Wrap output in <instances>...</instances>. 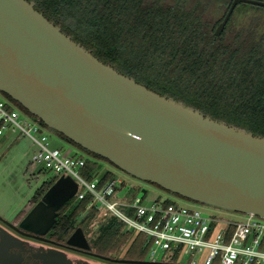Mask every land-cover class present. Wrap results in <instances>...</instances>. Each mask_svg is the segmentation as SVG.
Instances as JSON below:
<instances>
[{"label": "water", "instance_id": "1", "mask_svg": "<svg viewBox=\"0 0 264 264\" xmlns=\"http://www.w3.org/2000/svg\"><path fill=\"white\" fill-rule=\"evenodd\" d=\"M240 3L264 7L261 0H233L217 36ZM0 92L67 141L138 179L182 199L264 218V136L120 72L63 32L34 1L0 0ZM78 188L71 176L58 178L21 227L47 234ZM68 245L91 248L82 227Z\"/></svg>", "mask_w": 264, "mask_h": 264}, {"label": "trees", "instance_id": "2", "mask_svg": "<svg viewBox=\"0 0 264 264\" xmlns=\"http://www.w3.org/2000/svg\"><path fill=\"white\" fill-rule=\"evenodd\" d=\"M73 40L103 62L134 77L149 89L201 110L205 115L264 136V28L254 17L242 28L231 19L220 36L215 31L233 0H29ZM225 4L224 13L212 9ZM222 4V5H223ZM224 6V5H223ZM15 108L35 118L19 102L0 92ZM49 130L45 124H43ZM65 138L62 133L52 130ZM93 157L85 175L92 178L105 158L70 141ZM109 172L102 181L110 179ZM44 184L37 201L55 183ZM92 198L64 205L59 232L64 240L79 227L98 235L100 210L82 216ZM114 216L101 226L98 249L140 250L149 254L144 234L134 235ZM138 253V252H137Z\"/></svg>", "mask_w": 264, "mask_h": 264}, {"label": "built area", "instance_id": "3", "mask_svg": "<svg viewBox=\"0 0 264 264\" xmlns=\"http://www.w3.org/2000/svg\"><path fill=\"white\" fill-rule=\"evenodd\" d=\"M46 130L37 120L31 124L23 119L21 111L0 93V137L17 131L19 136L29 135L38 145L32 158L34 167L53 171L55 180L61 176L76 180L77 201L92 198L82 216L92 208H107L108 211L101 213V219L112 213L127 227L144 234L151 256L160 251L183 253L192 264H199L201 253L208 250L204 264H264V218L253 213L229 217L216 212L207 214L199 207L163 196L147 204L146 192L127 200L129 196L123 191L124 201H110L109 196L126 187L127 180L114 175L105 182L94 175L88 178L84 172L88 158L52 147Z\"/></svg>", "mask_w": 264, "mask_h": 264}, {"label": "rangeland", "instance_id": "4", "mask_svg": "<svg viewBox=\"0 0 264 264\" xmlns=\"http://www.w3.org/2000/svg\"><path fill=\"white\" fill-rule=\"evenodd\" d=\"M222 4H218L217 8L212 9L214 16H221L224 13L226 5L223 4V6ZM236 11L237 15L234 19L235 25L241 27L252 18L260 17V27L262 29L264 28L263 6L241 3ZM17 109L21 111L23 119H27L31 124L35 123L36 120L32 116H28L20 108ZM23 124L25 123L23 122ZM46 131L50 136L52 147H59L63 151H71L72 155H84L87 158L93 159L91 155L83 150H80L77 146L71 144L61 135L49 129ZM18 133V131L16 133L8 132L6 136L0 137V216L8 220H15L27 213L32 208V200L38 189L44 184V182H50L56 177V174L53 171H44L41 170L40 167L36 168L32 165V158L38 150V145L29 135L23 134L19 136ZM94 160L97 162L96 168L93 172L95 177L102 178L110 172L114 176L125 178L128 182L126 187L122 190H118L114 195L109 196L110 201H124L121 194L123 191H125L129 196L127 200H133L137 195L143 196L146 192L148 193L145 200L147 204H152L159 196H163L171 198L178 203L199 207L207 214L216 212L227 217L230 215H243V213L228 211L195 201L182 199L155 184L130 175L107 160L97 158ZM75 203L76 197H73L68 201L69 206H73ZM119 207L126 212L123 206L120 205ZM104 211H108L107 208L104 207L100 210V213H103ZM112 217L113 215L111 213V215L106 218H97V234L100 233L98 231H100L103 223L107 222L109 218ZM126 230L130 231L134 235L141 234L140 232L127 226ZM163 254L164 252L160 251L158 254L154 255V258L162 259ZM207 255L208 250H204L201 253V264L205 263Z\"/></svg>", "mask_w": 264, "mask_h": 264}, {"label": "flooded vegetation", "instance_id": "5", "mask_svg": "<svg viewBox=\"0 0 264 264\" xmlns=\"http://www.w3.org/2000/svg\"><path fill=\"white\" fill-rule=\"evenodd\" d=\"M240 4L234 9L228 23L231 19H235L236 10H238ZM235 27L239 28L238 25H235ZM44 194L37 201H34L33 197L32 208L15 220H8L0 216V264H141L133 261L192 264L190 259L184 256L183 253L169 251L163 254L162 259H155L150 254L145 257L140 255L139 248L129 252L131 245L123 249L116 247L108 250L98 249L95 244L100 234L93 236L88 234L85 229L91 248L69 246V238L64 240L61 234L58 233L60 228L58 221L65 211L64 206L60 208L57 220L47 234H40L21 227L23 219L42 200Z\"/></svg>", "mask_w": 264, "mask_h": 264}]
</instances>
